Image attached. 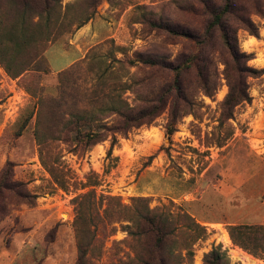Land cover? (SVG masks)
Instances as JSON below:
<instances>
[{
    "label": "rangeland",
    "instance_id": "374dc122",
    "mask_svg": "<svg viewBox=\"0 0 264 264\" xmlns=\"http://www.w3.org/2000/svg\"><path fill=\"white\" fill-rule=\"evenodd\" d=\"M75 1L62 0V4ZM162 1L104 0L82 27L85 30L60 37L43 60L22 75L11 78L0 64V174L10 162L13 180L36 196L34 206L7 202V215L0 221V264H78L72 200L89 189L70 187L65 191L55 184L39 159L40 147L34 136L38 119L43 139L48 140L41 147L46 159L60 161L77 183L97 178V197L117 196L127 206L132 199H145L150 209L184 212L203 227L206 236L192 241L193 258L183 264H204V257L213 249L225 253L229 264H264V252L256 256L229 235L235 225L264 228V73L248 79L251 102L237 107L234 118L222 127L219 105L227 86L219 64V88L211 99L203 98L202 119L184 117L170 136L165 132V111L152 125L117 137L109 157L110 139L92 146L85 155L51 140L58 135L60 114L71 111L69 95L91 89L96 82L99 69L93 66L89 70L86 63L90 59L103 58L108 63L113 56L133 58L136 53L173 58L182 50L180 44H166L134 23L138 21L136 5L153 8ZM252 19L259 36L241 30L238 44L242 52L252 54L249 66L264 69V16ZM74 68L80 69L79 74ZM131 72L137 77L145 75L136 68ZM60 86L66 104L57 108ZM228 133L232 136L217 147V138ZM103 222H98L95 238L86 249L85 264H120L133 256L130 238L120 228L127 222ZM111 227L116 228L114 233ZM190 234L182 229L176 245L187 243ZM254 236L260 247L264 245V232Z\"/></svg>",
    "mask_w": 264,
    "mask_h": 264
},
{
    "label": "trees",
    "instance_id": "16d2710c",
    "mask_svg": "<svg viewBox=\"0 0 264 264\" xmlns=\"http://www.w3.org/2000/svg\"><path fill=\"white\" fill-rule=\"evenodd\" d=\"M102 1L76 0L63 5L62 0H0V64L6 74L17 78L41 62L60 37L86 25ZM134 9L138 19L134 23L142 30L162 38L166 44H180L182 50L173 58L141 53L128 58L123 53L122 58L113 56L108 63L103 58L90 59L86 63L89 70L93 66L99 69L96 82L91 89L69 95L71 111L60 114L56 122L58 135L51 139L71 147L73 153L85 155L92 146L110 139L109 157L118 143L117 137L152 125L165 111L168 136L184 117L202 119L203 98L211 99L219 88V64L223 65L221 74L227 86V94L219 105L218 122L222 127L234 118L237 107L251 102L248 79L264 73V69L248 65L252 54L240 50L237 38L241 30L249 36H259V27L252 17L264 16V0H163L153 8L136 5ZM131 68L145 75L137 77ZM74 69L79 74L80 69ZM64 95L60 86L57 108L66 104ZM34 136L40 147V162L60 189H89L72 200L78 264H85L86 249L95 238L98 222L103 220H108V225L127 222L120 228L130 238L133 256L120 264H183L192 260L191 243L204 238L206 231L190 216L165 207L150 209L141 198L132 199L127 206L117 196L97 197V178L77 183L60 161L46 159L41 147L48 140L43 139L39 119ZM231 136L228 133L218 137L216 146L222 147ZM35 200L36 196L23 183L13 180L12 164L7 162L0 174V221L7 215V202L34 206ZM178 220L186 223H176ZM182 229L191 232L190 240L177 246ZM229 230L232 241L239 242L246 251L256 256L264 252V245L260 247L254 236L264 232L263 227L235 225ZM115 231L111 227L110 232ZM203 263L229 264V260L220 249H213Z\"/></svg>",
    "mask_w": 264,
    "mask_h": 264
},
{
    "label": "crops",
    "instance_id": "0c3cea01",
    "mask_svg": "<svg viewBox=\"0 0 264 264\" xmlns=\"http://www.w3.org/2000/svg\"><path fill=\"white\" fill-rule=\"evenodd\" d=\"M83 30H85V28H80V29L77 31V32H78L77 34H79L80 32H82ZM75 54H76V53L73 51V52H72V57L76 56Z\"/></svg>",
    "mask_w": 264,
    "mask_h": 264
},
{
    "label": "bare ground",
    "instance_id": "6f19581e",
    "mask_svg": "<svg viewBox=\"0 0 264 264\" xmlns=\"http://www.w3.org/2000/svg\"><path fill=\"white\" fill-rule=\"evenodd\" d=\"M63 217H65V216L63 215ZM224 239L226 242H229V238L226 235L224 236Z\"/></svg>",
    "mask_w": 264,
    "mask_h": 264
}]
</instances>
